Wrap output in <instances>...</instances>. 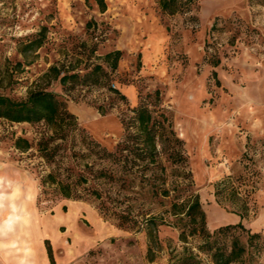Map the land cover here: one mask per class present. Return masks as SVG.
<instances>
[{"label":"rangeland","instance_id":"374dc122","mask_svg":"<svg viewBox=\"0 0 264 264\" xmlns=\"http://www.w3.org/2000/svg\"><path fill=\"white\" fill-rule=\"evenodd\" d=\"M104 1L100 12L94 0H0V94L21 100L34 89L53 92L79 128L110 151L123 137L120 118L128 109L164 113L186 158L180 167L164 163L168 186L182 179L185 194L199 196L211 232L227 226L210 222L211 215H241L244 228L261 235L247 264H264V5L199 0L192 13L167 16L156 0ZM40 33L42 46L20 53ZM114 51L121 56L111 70L104 57ZM211 58L220 63L213 67ZM95 66L107 74L104 85L81 78L62 86L46 77L51 67L83 76ZM100 118L117 129L92 124ZM44 124L0 120V264H51L46 240L54 264H176L184 248L197 253L196 239L179 241L171 198L130 195L117 203L140 221L142 214L156 217L150 236L144 224L119 227L93 198L63 199L43 188L40 179L55 166L37 149L50 135ZM75 135L49 146L64 150L55 159L61 168L84 165L80 157L68 159L80 147L82 135ZM16 138L31 148L16 150ZM229 234L246 242L239 230Z\"/></svg>","mask_w":264,"mask_h":264},{"label":"trees","instance_id":"16d2710c","mask_svg":"<svg viewBox=\"0 0 264 264\" xmlns=\"http://www.w3.org/2000/svg\"><path fill=\"white\" fill-rule=\"evenodd\" d=\"M94 1L100 12L106 10L104 0ZM156 1L159 12L167 16L192 13L199 2V0ZM249 1L264 5V0ZM41 33L34 40L24 44L20 53L26 56L25 53L30 51L34 54L42 46ZM120 56V51L105 55L106 62L112 61L109 65L111 70L116 68ZM219 63V58L210 59L213 67ZM213 76H216V72H213ZM46 77L58 81L62 86L81 78L86 85L101 86L105 84L107 74L101 66H95L83 76L61 72L56 67H51ZM110 91L119 95L116 90ZM158 96L159 93L156 92V99ZM121 99L125 97L121 96ZM100 113L104 115L105 112ZM128 114L129 116L120 118L123 137L110 151L91 139L84 129L79 128L75 116L53 92L34 89L21 100L0 94V120L11 124L43 122L50 132V135L46 134L37 143L41 157L55 165L51 172L40 179L43 188H53L54 192L63 199L93 198L99 202L100 213L115 220L119 227L134 228L144 224L150 236V229L155 225L156 217L148 216L146 213L142 214L140 221L129 207L126 206L122 210L119 204H123V201H126L124 199L132 200L127 198L130 195L144 196L149 200L157 197L171 198L170 212L176 218L179 241L187 243L189 238L197 240V245L194 247L197 253L184 248L186 254L176 264H200L199 255L208 258L211 264H247L250 245L253 240L261 237L260 234L248 232L241 221L209 231L199 196L193 191L186 195L187 187L179 185V182L183 183L182 179L177 178L170 187L168 186L164 163H169L173 167L186 164L183 141L178 138L169 118L164 113L152 111L144 105L128 109ZM75 133L82 135L79 141L80 147L78 151L71 150L68 159L80 157L84 165L81 169L73 164L61 168L55 161L62 150L61 146L57 144L52 148L49 146L58 140L64 141L67 137H75ZM14 148L25 152L31 148V144L23 138H16ZM187 177L189 186H192L191 174L188 172ZM239 216L242 219V216ZM231 230H239L241 234H246V242L242 243L237 236H231L229 234ZM45 246L49 262L54 264L48 240L45 241Z\"/></svg>","mask_w":264,"mask_h":264},{"label":"crops","instance_id":"0c3cea01","mask_svg":"<svg viewBox=\"0 0 264 264\" xmlns=\"http://www.w3.org/2000/svg\"><path fill=\"white\" fill-rule=\"evenodd\" d=\"M92 124H99L98 126L99 127L101 126L102 128L105 127L107 129H109L110 127H112V128H114V130L117 129V125L116 124H112V125L109 126L110 123L101 120V118L98 119V120H94L92 122ZM13 218H14L13 216L9 217L8 221L11 222L13 220ZM5 221H7V220H5ZM240 221H241L240 217H238L236 215H233V214H226L224 212L223 213L220 212L217 215L216 214L211 215V217H210V222L215 223V224L234 225V224H237ZM241 222L243 223V220Z\"/></svg>","mask_w":264,"mask_h":264},{"label":"bare ground","instance_id":"6f19581e","mask_svg":"<svg viewBox=\"0 0 264 264\" xmlns=\"http://www.w3.org/2000/svg\"><path fill=\"white\" fill-rule=\"evenodd\" d=\"M218 220V219H217Z\"/></svg>","mask_w":264,"mask_h":264}]
</instances>
